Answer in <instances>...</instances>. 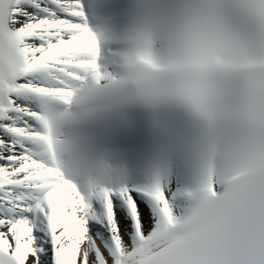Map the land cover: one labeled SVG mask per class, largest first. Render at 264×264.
<instances>
[{
    "label": "snow or ice",
    "instance_id": "1",
    "mask_svg": "<svg viewBox=\"0 0 264 264\" xmlns=\"http://www.w3.org/2000/svg\"><path fill=\"white\" fill-rule=\"evenodd\" d=\"M125 7L0 0V264H264V0H173L131 22L151 87L101 111L100 44ZM133 104L179 109L191 131L138 150ZM69 115L106 123L97 165L62 138Z\"/></svg>",
    "mask_w": 264,
    "mask_h": 264
}]
</instances>
